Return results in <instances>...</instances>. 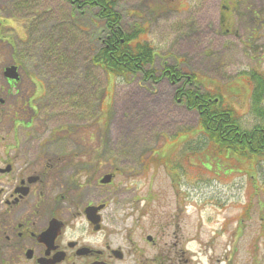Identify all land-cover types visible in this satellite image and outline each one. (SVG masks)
Instances as JSON below:
<instances>
[{"label":"rangeland","instance_id":"obj_1","mask_svg":"<svg viewBox=\"0 0 264 264\" xmlns=\"http://www.w3.org/2000/svg\"><path fill=\"white\" fill-rule=\"evenodd\" d=\"M227 1L116 0V5L127 31L147 26V40L158 54L155 69L160 71L167 62L183 74L198 73L205 86L221 89L227 102L239 111L242 128L250 131L263 124L260 115L251 110L253 86L247 76L254 71L264 73V0L233 3L234 9L227 12L228 28L222 22L223 6ZM96 18L95 10H86L80 15L64 0H0V38L3 39L0 41V76L14 58L30 75L31 70L46 76L56 73L59 81L56 86L47 83L54 89H48V93L56 96L66 113L52 119V124L65 122L71 129L80 127L85 136H92L91 129H94L95 137L101 140L100 153L105 151L113 156L117 168H123L115 183L121 193L124 189L136 188L138 194L144 196L147 188L152 187V191L161 192L160 200L167 197L164 205L160 200L148 205L152 213L144 215V222L150 224L149 219L175 215V207L181 206L187 209L182 215L181 226L179 229L170 226L164 233L187 237L192 220L197 229L201 224L202 233L207 236L219 233L224 219L242 217L241 213H245L249 187L253 193L261 186L260 193L264 195V161L255 167L243 161V170L237 168L233 172L222 171L224 168L219 165L211 171L209 164L200 163L211 152L206 150L207 143L198 128V114L176 101L177 85L168 80L159 84L146 83L141 75L132 81L117 79L110 83L103 70L91 65L90 59L99 48L96 41L101 22ZM4 21L15 24L13 28L4 26ZM8 37L13 39L16 50L9 46ZM46 62L51 63L50 68ZM54 79L51 76L46 81ZM41 86L42 83H38L37 96ZM107 89L111 90L108 98ZM28 104L34 109V103L29 101ZM25 111L23 115L27 120L31 113L27 107ZM58 115L52 114V117ZM20 137L29 141L23 131ZM178 139H192L193 145L175 144L174 140ZM106 140L111 144L106 145ZM152 154L165 169L153 163L155 167L150 175H143L142 161L138 162V158L149 159ZM168 156L173 163L176 161L174 168ZM224 164L235 168L234 163ZM153 166L145 167V171ZM252 196L248 194V198ZM140 200L135 202L136 207L145 204ZM262 200V197L259 202L257 198L253 200L251 218L243 221L244 245L261 229L264 211L258 205ZM261 208L264 210L263 206ZM113 209L116 215L132 213L133 206L121 198L110 209L111 213ZM128 217L122 220L125 227L133 223ZM260 244L262 249L264 242Z\"/></svg>","mask_w":264,"mask_h":264},{"label":"flooded vegetation","instance_id":"obj_2","mask_svg":"<svg viewBox=\"0 0 264 264\" xmlns=\"http://www.w3.org/2000/svg\"><path fill=\"white\" fill-rule=\"evenodd\" d=\"M36 77L31 74V87ZM5 82L6 91L0 87V264H264V235L254 234L244 245L242 217L231 227L232 219H224L212 236L194 222L187 237L164 233L180 220L179 211L144 222L152 213L148 205L160 200L161 192L148 187L144 196L136 188L121 193L115 183L122 173L111 156L100 154L99 140L82 137L79 128L73 136L64 123L53 125L45 110H31V138L25 141L20 131L30 127L20 126L19 110L4 100L18 96L22 79ZM106 176H112L111 184L101 185ZM121 198L133 206L132 213L110 212ZM138 198L145 204L136 207ZM166 202L167 197L160 200ZM126 216L133 222L128 227Z\"/></svg>","mask_w":264,"mask_h":264},{"label":"trees","instance_id":"obj_3","mask_svg":"<svg viewBox=\"0 0 264 264\" xmlns=\"http://www.w3.org/2000/svg\"><path fill=\"white\" fill-rule=\"evenodd\" d=\"M66 1L77 10L98 11L97 18L102 22L105 36L101 39L100 49L91 59L95 66L113 77L125 79L137 74L144 75V80L154 83L163 78L175 83L184 79V84L176 91V100L199 114V127L211 143L235 154L239 152L248 161L264 156V128L241 132L238 114L233 107L224 104L214 91L203 92L200 89L202 85L205 86L201 76L191 73L182 78L175 67H164L162 74L157 75L158 72L151 67L155 57L152 47L142 40V31L137 30L133 34L124 31L115 0ZM252 81L256 83L253 108L262 114L260 106L264 95V75L254 73Z\"/></svg>","mask_w":264,"mask_h":264},{"label":"bare ground","instance_id":"obj_4","mask_svg":"<svg viewBox=\"0 0 264 264\" xmlns=\"http://www.w3.org/2000/svg\"><path fill=\"white\" fill-rule=\"evenodd\" d=\"M128 105H132L131 103H127Z\"/></svg>","mask_w":264,"mask_h":264}]
</instances>
